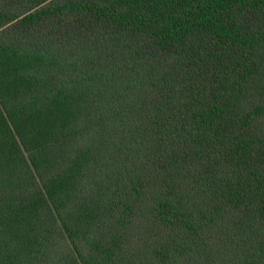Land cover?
Listing matches in <instances>:
<instances>
[{
    "label": "trees",
    "instance_id": "1",
    "mask_svg": "<svg viewBox=\"0 0 264 264\" xmlns=\"http://www.w3.org/2000/svg\"><path fill=\"white\" fill-rule=\"evenodd\" d=\"M0 264H264V0H0Z\"/></svg>",
    "mask_w": 264,
    "mask_h": 264
}]
</instances>
